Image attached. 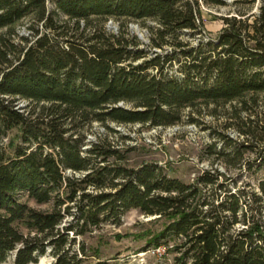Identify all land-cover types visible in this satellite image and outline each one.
Returning a JSON list of instances; mask_svg holds the SVG:
<instances>
[{"label": "trees", "instance_id": "16d2710c", "mask_svg": "<svg viewBox=\"0 0 264 264\" xmlns=\"http://www.w3.org/2000/svg\"><path fill=\"white\" fill-rule=\"evenodd\" d=\"M229 5L205 39L198 0H0V263L49 252L51 264H89L81 237L136 209L163 220L145 247L173 241L175 264H264V0ZM26 17L22 35L14 24ZM145 20L143 43L128 22ZM200 102L229 103L222 146L207 153L259 174L255 183L217 168L185 182L155 162L129 166L128 149L83 131L166 127Z\"/></svg>", "mask_w": 264, "mask_h": 264}, {"label": "rangeland", "instance_id": "374dc122", "mask_svg": "<svg viewBox=\"0 0 264 264\" xmlns=\"http://www.w3.org/2000/svg\"><path fill=\"white\" fill-rule=\"evenodd\" d=\"M227 5H221L205 0L199 2V19L202 22V37H216L222 28L220 15L231 11L229 5L232 0H224ZM257 3L252 7V12L257 10ZM112 20V19H111ZM29 17L23 18L14 24L16 32L27 35ZM114 26H107L110 32L118 30L119 22L113 20ZM145 24H153L152 20L142 23L128 22V29L143 43L147 42V29ZM4 31L1 29L0 32ZM197 38L193 40L196 41ZM118 105L129 107L131 104L119 102ZM229 103H197L194 108L184 109L183 120L170 126H148L141 123H116L113 121H92L83 126L86 140L108 139L116 143L121 150L126 152V163L129 166H138L144 162H155L162 165L165 171L185 182H192L204 169L217 168L220 172H226L237 176L238 182L255 183V177L259 174L251 172H239L238 169L226 171L223 162L215 158V155L207 153L209 145H215L216 149L222 146V142L215 135L216 131H222L228 117L226 109ZM193 117L195 120L190 121ZM227 133L236 137L233 129H227ZM16 130L12 131L15 135ZM252 157V155H248ZM20 199L29 206L47 210L49 204L37 203L25 194H20ZM163 220L154 216L146 217L136 209L127 211L117 226L106 223L98 229L81 237L88 251V263L104 262L105 264H175L172 250L173 241L163 242L165 252L158 256L145 247L160 227ZM158 246V245H157ZM156 247V246H155ZM148 249V250H147ZM148 252H147V251ZM145 252L144 254H141ZM53 257L49 252L41 256L37 263L51 264ZM0 264H14L12 255L8 256Z\"/></svg>", "mask_w": 264, "mask_h": 264}, {"label": "built area", "instance_id": "2783aa9c", "mask_svg": "<svg viewBox=\"0 0 264 264\" xmlns=\"http://www.w3.org/2000/svg\"><path fill=\"white\" fill-rule=\"evenodd\" d=\"M113 20L109 19L107 21V26H114L113 25ZM148 250V249H147ZM146 250V251H147ZM149 251L152 252L153 254H156L158 256H161L164 252H165V248L163 247V245H158L156 247H153L152 249L149 248ZM148 252V251H147ZM145 252H142L141 254H144Z\"/></svg>", "mask_w": 264, "mask_h": 264}]
</instances>
